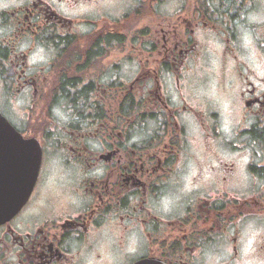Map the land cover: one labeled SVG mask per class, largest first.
<instances>
[{
    "label": "flooded vegetation",
    "instance_id": "flooded-vegetation-1",
    "mask_svg": "<svg viewBox=\"0 0 264 264\" xmlns=\"http://www.w3.org/2000/svg\"><path fill=\"white\" fill-rule=\"evenodd\" d=\"M171 1L0 0V114L41 153L0 264H264L263 3Z\"/></svg>",
    "mask_w": 264,
    "mask_h": 264
},
{
    "label": "water",
    "instance_id": "water-1",
    "mask_svg": "<svg viewBox=\"0 0 264 264\" xmlns=\"http://www.w3.org/2000/svg\"><path fill=\"white\" fill-rule=\"evenodd\" d=\"M40 159L38 143L23 138L0 114V223L26 201L36 180Z\"/></svg>",
    "mask_w": 264,
    "mask_h": 264
},
{
    "label": "rangeland",
    "instance_id": "rangeland-1",
    "mask_svg": "<svg viewBox=\"0 0 264 264\" xmlns=\"http://www.w3.org/2000/svg\"><path fill=\"white\" fill-rule=\"evenodd\" d=\"M261 3H263V8L264 9V0H261ZM172 9V1L171 0H166L165 4H164V12H168L171 11ZM263 12V11H262ZM263 17L259 16V15H251L249 16V19L247 20L249 23H254L255 22H259L258 20L262 19ZM258 19V20H255ZM214 45V49L211 52H208V61H218L220 60L219 58V54H216V51L220 52V45L217 43H213ZM254 45L252 43L251 37L249 36V34H244L242 39L240 40V50L244 53H247L249 56L252 57V59H255V54H254V49H253ZM210 54V55H209ZM63 175V171L61 166L57 163L52 165V169L50 171L49 174V182H50V186L54 187L55 184L53 182H55L54 178L55 176L60 177V183H59V188H61V178Z\"/></svg>",
    "mask_w": 264,
    "mask_h": 264
}]
</instances>
